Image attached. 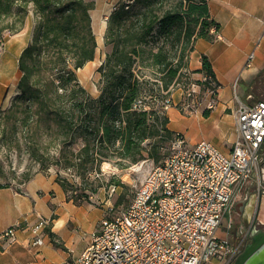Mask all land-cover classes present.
Here are the masks:
<instances>
[{"label":"trees","instance_id":"obj_1","mask_svg":"<svg viewBox=\"0 0 264 264\" xmlns=\"http://www.w3.org/2000/svg\"><path fill=\"white\" fill-rule=\"evenodd\" d=\"M31 4L38 22L19 56V93L7 114L24 113L21 122L32 131V140L46 134L49 144H63L64 167L74 168L82 177L111 158L120 168L147 157L159 164L161 142L172 139L174 130L168 127L170 117L144 99L146 82L138 68L148 61L158 72V86L169 93L196 41H213L220 29L208 0H128L118 6L107 20L109 53L99 67L96 97L77 74L96 58L92 18L96 1L0 0V35L8 28L19 31ZM161 37L160 44H151ZM195 71L216 80L208 55L202 56V67ZM262 77L264 71L252 82L251 93ZM147 140H152L149 146ZM56 181L66 187L61 179ZM6 186L10 184H0ZM55 244L65 248L63 243Z\"/></svg>","mask_w":264,"mask_h":264},{"label":"built area","instance_id":"obj_2","mask_svg":"<svg viewBox=\"0 0 264 264\" xmlns=\"http://www.w3.org/2000/svg\"><path fill=\"white\" fill-rule=\"evenodd\" d=\"M254 56L249 53L244 68L252 66ZM201 82L187 94L221 88L205 74ZM237 103L229 151L207 139L188 145L178 131L172 151L145 174L128 206L102 218L81 254L60 264H230L238 250L228 236L231 221L225 236L219 229L236 192L252 179L264 148V99L245 102L237 95ZM163 104L169 109L171 98ZM215 104L211 98L206 106ZM48 222L40 216L30 225L33 245L44 243ZM19 227L17 222L0 231V244L16 241Z\"/></svg>","mask_w":264,"mask_h":264},{"label":"rangeland","instance_id":"obj_3","mask_svg":"<svg viewBox=\"0 0 264 264\" xmlns=\"http://www.w3.org/2000/svg\"><path fill=\"white\" fill-rule=\"evenodd\" d=\"M126 1L128 0H116L115 4L108 6L106 14H111L115 10L114 5L118 7ZM37 22L38 16L35 13L33 4H31L21 29L16 31L13 28H8L0 35V184H10L20 188V184L24 183L28 177H32L38 171H45L52 174L55 179L64 181L66 187L62 185L61 187L66 193L67 200H71L77 206H82L85 212H87V216L83 215V224L75 229L73 243L70 245L68 258H76L88 246L91 234L98 228L100 220L108 215L119 213L128 206L145 174L156 163L147 157L145 160L141 159L128 168H120L117 160L111 158L105 160L100 169L92 170L82 177L74 168L64 167V160L60 153L63 144L60 146L49 144V137L46 134L41 135L36 141L32 140V131L28 130L23 122H21L24 113L20 112L17 116L7 114L12 107L16 95L19 93L17 84L22 72L16 61L18 59L17 54L31 41ZM19 25L20 22H17V27ZM162 41L163 38L161 37L155 39L151 44L158 45ZM108 53L109 46L102 43L98 44L96 58L77 70L80 82L92 96L96 97L100 93L101 73L99 72V67L106 60ZM189 62L190 59H188L187 65H184L180 78L176 79L171 86L169 93L158 86L156 77V73L158 72L154 67L147 65L148 61H145L144 65H140L138 69L146 82L143 93L144 99L148 103L154 104L155 107L162 109L168 117L173 116L171 111H174L179 116H183V118L197 113L202 114L205 118L213 115L211 120L213 124L217 125L228 114L234 120L233 114L238 105L237 95L241 100L249 102L246 101L248 94L246 91H243L244 86L242 81L237 80L231 97L228 99V101L233 102L232 107L226 110H219V104L224 102V99L219 97L218 91L206 93L203 88L201 90L197 88L196 92L191 96L187 94V90L192 88V84L202 85L201 77L204 75V73L202 76L197 75L196 71L191 70ZM217 84L220 85L218 81ZM251 89L253 88H248L247 92H251ZM252 92L256 96L255 100L264 99V77L255 84L254 91ZM166 97H170L173 100L169 109H164L163 107V101ZM211 98H216V104L213 108H208L206 104ZM206 113L209 116H206ZM174 125L179 127L181 131L174 130V137L172 139L161 142L163 144L161 148L163 156L159 162H162L164 157L172 151L173 142L176 139L175 132L177 131L186 136L188 141L186 144L188 145L190 138L195 136L198 131L199 138L215 141L207 127L199 128L195 118L175 121ZM168 127L172 129L170 122L168 123ZM151 141H145V145L149 146ZM225 142L226 144L221 146L226 151H229L232 143H229L227 139ZM75 146L78 147V145ZM263 189L264 153L253 178L245 188V192H242V195L238 199L237 196L235 197L236 203L246 202L245 212L250 213L257 203L259 197L257 194L259 192L262 193L260 220L264 228ZM246 194H248V199L245 197ZM96 213L100 215L98 220ZM239 215L240 220H242L241 228L239 227V229L244 228L246 230V227H243L245 222L242 219L241 213ZM229 220L230 218L227 214L223 225L219 229L220 235H226L227 229L225 226ZM95 221L96 223L92 226V222ZM71 228H74L73 225H71ZM228 236L233 245L235 244V248H239V238L234 237L231 230ZM62 249L65 250V248ZM57 260V254L54 250H50V252H46L42 256L39 264H57Z\"/></svg>","mask_w":264,"mask_h":264},{"label":"crops","instance_id":"obj_4","mask_svg":"<svg viewBox=\"0 0 264 264\" xmlns=\"http://www.w3.org/2000/svg\"><path fill=\"white\" fill-rule=\"evenodd\" d=\"M115 1L96 0V7L92 10L93 28L98 44H105L107 19L110 15L106 14V11ZM208 3L212 17L221 26L216 32L215 29L212 30L216 33L213 41L203 38L196 41L195 49L190 54L189 68L193 71L200 69L202 56L208 55L216 73V80L221 85L219 97L224 99V102L219 104V110H226L232 107L233 102L228 99L238 79L243 83V91L248 94L246 101L256 99L253 93L247 91L253 87L251 84L254 79L264 71V0H208ZM22 50L17 54L18 59ZM252 51L255 52L252 66L244 68L247 56ZM196 74L202 76L203 72L196 71ZM171 113L173 116H170V124L173 130L181 131L174 125L175 121L195 118L199 128L207 127L216 142L211 141L222 149L226 139L229 143H233L235 139V119L232 120L230 114L224 116L217 125L211 120L213 115L205 118L197 113L183 118L177 112ZM202 139L207 138H199L198 131L190 138L189 145H194ZM185 140L188 143L186 136ZM247 185L236 192L237 199L245 192ZM20 186L0 187V231L20 223L17 240L0 244V264H39L42 256L50 250L57 254V264L69 259L74 231L83 224V215L87 216V212L82 206L67 200L66 193L55 177L45 171L36 172L29 181ZM242 202L239 205H242ZM40 216L49 220L44 232V243L33 245L34 236L30 225ZM99 216L96 213L97 220ZM95 223L96 221L92 222V226ZM71 225L74 228H71ZM55 241L63 243L65 250L57 247Z\"/></svg>","mask_w":264,"mask_h":264},{"label":"flooded vegetation","instance_id":"obj_5","mask_svg":"<svg viewBox=\"0 0 264 264\" xmlns=\"http://www.w3.org/2000/svg\"><path fill=\"white\" fill-rule=\"evenodd\" d=\"M263 153H264V148H263L262 154ZM261 160H262V156H261ZM263 192H264V189H263ZM257 195L259 197H258L257 203L254 206V209L252 212L250 213L245 212L246 205H247L245 201L242 202V205H239V203H236V200H235L234 205L231 209V212L229 215V218L231 221L230 230L232 231V235L234 237L239 238L238 241H242V242L238 250L236 251L230 264H243L249 252L251 251V249L257 244H259L262 240V236L264 234V228L261 225L262 221L260 220V214H261V203H262L263 196H262V193L260 192ZM245 196H246V199H248V194H246ZM240 213L243 217L242 219L245 222L243 227H246V230H244V228L239 229V227L241 228V222H242V220H240V215H239Z\"/></svg>","mask_w":264,"mask_h":264},{"label":"water","instance_id":"obj_6","mask_svg":"<svg viewBox=\"0 0 264 264\" xmlns=\"http://www.w3.org/2000/svg\"><path fill=\"white\" fill-rule=\"evenodd\" d=\"M243 264H264V234L261 242L251 249Z\"/></svg>","mask_w":264,"mask_h":264},{"label":"bare ground","instance_id":"obj_7","mask_svg":"<svg viewBox=\"0 0 264 264\" xmlns=\"http://www.w3.org/2000/svg\"><path fill=\"white\" fill-rule=\"evenodd\" d=\"M81 69V68H80Z\"/></svg>","mask_w":264,"mask_h":264}]
</instances>
